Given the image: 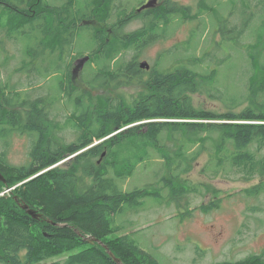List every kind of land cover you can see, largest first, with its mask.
<instances>
[{"label": "trees", "instance_id": "trees-1", "mask_svg": "<svg viewBox=\"0 0 264 264\" xmlns=\"http://www.w3.org/2000/svg\"><path fill=\"white\" fill-rule=\"evenodd\" d=\"M16 1L17 4L0 0V29L8 38L17 40L22 35L31 37L38 26L41 33L34 42L36 46L23 49L24 69L29 64L33 68V49L44 46L49 37L62 60L63 47L70 43L78 26L93 31L92 59L101 61L118 51L137 47L182 10L163 3L139 13L122 12L110 24L111 0H67L61 6L43 0ZM135 19L147 21L138 30L123 32ZM101 21L104 29L88 25ZM232 33L234 37L239 31L233 29ZM192 37L193 32L181 45L183 52L190 48ZM166 55L159 56V67H151L143 80L135 57L119 71L110 73L102 68L89 82L85 81L90 89L105 86L100 77L106 83L144 86L145 93L132 96L130 102L106 97L95 100L90 91L75 88L68 74L65 96L73 110L67 122L74 121L79 127L76 139L69 143L53 138V130L59 126H52L48 110L56 102H47L46 98L25 100L21 93L5 96L8 88L0 86V126L19 128L34 137L26 165L12 166L0 157V174L5 181L0 182V264H39L62 256H67L65 264H116L102 246L88 244L82 237L98 239L122 264H159L130 235H117L123 229L115 224L116 215L126 213V209L141 210L146 198L161 204L164 191L169 202L197 193L198 188L183 176L205 150L209 154L203 173L209 171L218 177L234 172L244 181L264 178V55L256 68L261 77L252 75L243 96L248 104L239 112L233 111L236 104L221 113L196 109L190 96L201 88L208 95L218 92L215 78L219 68L226 66L228 56L214 68L206 65L202 74L197 70L208 54L200 59L193 57L188 64L182 62L184 55L180 54L171 56L173 59L166 64ZM250 55L256 60L254 52ZM236 100L231 98V106ZM95 119L101 123L92 132ZM150 150L157 152L166 174L154 184L123 192L117 182L132 178L137 167L148 160ZM59 162L63 165L55 166ZM243 193L248 198L264 194V180ZM213 198L195 209L205 214L217 209L221 203L217 193ZM19 203L40 214V218L27 215ZM216 264H264V255L252 254L239 261Z\"/></svg>", "mask_w": 264, "mask_h": 264}, {"label": "rangeland", "instance_id": "rangeland-1", "mask_svg": "<svg viewBox=\"0 0 264 264\" xmlns=\"http://www.w3.org/2000/svg\"><path fill=\"white\" fill-rule=\"evenodd\" d=\"M12 1L18 3L16 0ZM43 1L49 5L61 6L67 0ZM148 1L151 0H111L108 22L115 23L122 12L127 15L132 11L139 13L138 10ZM163 3L182 7V10L166 27L159 25L157 31L137 47L118 51L101 61L92 59L91 52L95 43L93 31L89 27L78 26L70 43L63 47L62 60H59L58 52L55 53L58 47L49 43V37L44 46L38 45L33 49V68L29 64L24 69L21 63L23 49L37 45L34 42L41 36L40 27H36V32L31 37L22 35L18 40L15 37L8 38L0 29V86L8 88L4 95L21 93L25 100L46 98L47 102H56L48 110L52 126H59L53 130V138L60 143H69L76 139L79 127L74 121L67 122L73 110L72 105L67 104L71 101L65 96L68 74L71 75L75 88L90 91L95 100L106 97L130 102L132 96L145 93L146 88L139 84L106 83L105 78L100 77L105 86L90 89L85 81L89 82L102 68H107L110 73L119 71L135 57L138 69L143 71V80L147 78L151 67H159V56L162 53L168 54L166 64L173 59L171 56L176 57L178 54L184 55L182 62L185 64L191 62L193 57L200 59L208 54L209 58L204 59L205 62L197 70L202 74H205L206 65L211 64L214 68L226 56L228 61L226 66L219 68L215 78L217 83L214 88L218 92L208 95L206 89L201 88L190 96L193 106L221 113L237 104L238 107L233 111L239 112L248 104L243 96L248 92L249 81L254 78L252 75L261 77L256 68L264 55V0H156L149 10ZM185 14L188 16L185 17ZM146 21L132 20L122 31L129 33L138 30ZM88 25L104 29L102 21L100 24ZM48 28L53 31L51 26ZM233 29L239 31L234 37ZM105 30L107 31L106 28ZM192 32L191 46L183 52L181 45L190 39ZM107 33L110 35L109 31ZM176 47L180 52H177ZM251 52H254L256 60L251 59ZM53 53L55 56L51 55ZM141 63H146L148 68H141ZM232 97L237 99L234 106H231ZM95 120L92 132L100 127V119ZM33 139V136L19 128L0 126V157L12 166L26 165L30 159ZM208 154V151H202L191 171L183 176L198 188L197 193L169 202L167 191H164L161 204L153 198L144 199L141 210L126 209V213L114 217L115 224L123 229L117 235H130L159 264H216L239 261L252 254L264 255V194L248 198L243 193L244 189L258 184L264 178L244 181L242 175L234 172L218 177L211 176L209 171L203 173L202 168ZM62 162L55 166L63 165ZM161 165L157 152L150 150L148 160L137 167L134 176L118 181L117 185L123 192H130L135 188L154 184L166 174ZM157 188L161 189V186ZM216 193L221 202L217 209L207 214L195 209L215 200L213 197ZM188 210L190 214L187 215ZM66 258L67 256H62L39 264H65Z\"/></svg>", "mask_w": 264, "mask_h": 264}, {"label": "water", "instance_id": "water-1", "mask_svg": "<svg viewBox=\"0 0 264 264\" xmlns=\"http://www.w3.org/2000/svg\"><path fill=\"white\" fill-rule=\"evenodd\" d=\"M156 0H151V1H148L146 4H144L139 10L138 12H141L143 10H146V9H149L151 7L154 6ZM140 67L141 68H148L147 64L146 63H141L140 64ZM0 181L4 182V179L2 177V175L0 174ZM17 201V200H16ZM19 206L21 207L22 210L26 211L27 215L31 216L33 219L37 220L40 218V214H37L36 212H34L33 210H30L28 208L27 205H24L22 203H19ZM82 237V235H81ZM83 240L85 242H87L88 244H94V243H97L99 244L100 246H102L106 251L107 253L109 254V256L113 259V261L116 263V264H122L121 261L117 258L114 257V255L108 251L107 247L105 245H103L98 239H95V238H89V237H82Z\"/></svg>", "mask_w": 264, "mask_h": 264}, {"label": "flooded vegetation", "instance_id": "flooded-vegetation-1", "mask_svg": "<svg viewBox=\"0 0 264 264\" xmlns=\"http://www.w3.org/2000/svg\"><path fill=\"white\" fill-rule=\"evenodd\" d=\"M150 71V69L148 70V72Z\"/></svg>", "mask_w": 264, "mask_h": 264}, {"label": "bare ground", "instance_id": "bare-ground-1", "mask_svg": "<svg viewBox=\"0 0 264 264\" xmlns=\"http://www.w3.org/2000/svg\"><path fill=\"white\" fill-rule=\"evenodd\" d=\"M50 165V164H49ZM25 186V185H24Z\"/></svg>", "mask_w": 264, "mask_h": 264}]
</instances>
